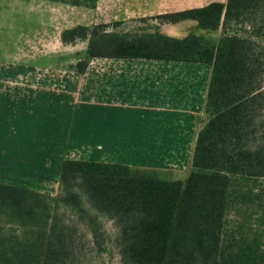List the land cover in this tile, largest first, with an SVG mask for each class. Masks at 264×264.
I'll list each match as a JSON object with an SVG mask.
<instances>
[{"label":"trees","instance_id":"1","mask_svg":"<svg viewBox=\"0 0 264 264\" xmlns=\"http://www.w3.org/2000/svg\"><path fill=\"white\" fill-rule=\"evenodd\" d=\"M147 19L154 24L145 31L119 32L122 21H111L77 24L59 38L86 42L80 73L99 57L209 65L207 120L188 176L168 181L154 170L64 159L55 195L0 182V264H80V226L102 250V216L116 229L120 264H264V0L213 1ZM186 20L194 28L183 37L160 31Z\"/></svg>","mask_w":264,"mask_h":264},{"label":"crops","instance_id":"2","mask_svg":"<svg viewBox=\"0 0 264 264\" xmlns=\"http://www.w3.org/2000/svg\"><path fill=\"white\" fill-rule=\"evenodd\" d=\"M213 1L225 2L151 0L121 9L120 0H98L95 8L108 15L103 22L124 21ZM167 25L160 31L171 35ZM53 73L0 65L1 183L45 192L52 160L59 170L64 159L116 163L106 161L115 148L125 152L115 160L135 168L158 173L188 167L192 142L207 120L209 65L99 57L83 73L75 64Z\"/></svg>","mask_w":264,"mask_h":264},{"label":"rangeland","instance_id":"3","mask_svg":"<svg viewBox=\"0 0 264 264\" xmlns=\"http://www.w3.org/2000/svg\"><path fill=\"white\" fill-rule=\"evenodd\" d=\"M150 1L120 0V8L123 9L126 5H129L136 9L141 5H145V3L149 4ZM101 10L74 6L60 2L59 0H0V65L6 66V64H14L16 62L17 65L24 66L25 64L40 70L48 69L49 73H53L61 68L69 71V69H72L73 64H76L79 59L85 57L86 42L78 41L74 45H63L59 38L61 30L73 27L76 24L92 25L101 23L104 19L109 18L108 15H105L106 17L100 15L99 13L104 11ZM105 13L109 14L108 11ZM149 16L152 15L130 17L124 21L121 20L122 24L117 30L119 32L149 30L154 22L149 19L141 20V18ZM111 21L113 20H108L105 23ZM192 24L194 22L190 20L169 24L167 25L170 29L168 32H170V36L183 37L189 33ZM216 32L212 31L209 35L216 39ZM194 141L192 142L189 156L186 159L188 167L176 170H160L157 175L161 179L168 181L184 180L188 176L191 170L189 162ZM124 153L121 149L115 148V150L110 152L106 161L122 164L119 159H115L117 157H124ZM104 155L105 153L101 154L102 157ZM52 163L50 167L52 173L45 178L46 184L44 187L47 190L45 193L55 195L58 185L54 189V181L58 179L59 169H57L56 164L52 168ZM65 215L72 222L77 220V217L71 215L69 212H65ZM100 221L106 233V240L102 245V250L89 244L90 238L88 232L83 226H80L81 231L78 232V236H81L80 241L82 246V263L80 264H120L117 249L112 242L116 234L114 224L105 216H102Z\"/></svg>","mask_w":264,"mask_h":264}]
</instances>
